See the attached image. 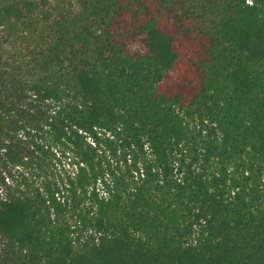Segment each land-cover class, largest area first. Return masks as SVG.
<instances>
[{"label":"trees","instance_id":"16d2710c","mask_svg":"<svg viewBox=\"0 0 264 264\" xmlns=\"http://www.w3.org/2000/svg\"><path fill=\"white\" fill-rule=\"evenodd\" d=\"M0 264H264V0H0Z\"/></svg>","mask_w":264,"mask_h":264},{"label":"rangeland","instance_id":"374dc122","mask_svg":"<svg viewBox=\"0 0 264 264\" xmlns=\"http://www.w3.org/2000/svg\"><path fill=\"white\" fill-rule=\"evenodd\" d=\"M4 169L3 168H0V173H3ZM0 187H1V184H0Z\"/></svg>","mask_w":264,"mask_h":264}]
</instances>
